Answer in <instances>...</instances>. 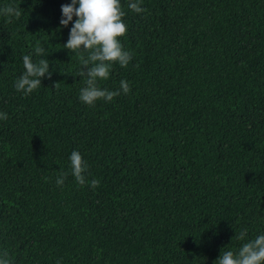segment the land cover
<instances>
[{"label": "trees", "instance_id": "1", "mask_svg": "<svg viewBox=\"0 0 264 264\" xmlns=\"http://www.w3.org/2000/svg\"><path fill=\"white\" fill-rule=\"evenodd\" d=\"M129 2L118 39L133 58L98 83L131 91L89 106L87 53L63 48L71 0H0L21 11L0 15V253L14 264H214L264 234V0ZM24 55L53 70L27 96Z\"/></svg>", "mask_w": 264, "mask_h": 264}, {"label": "clouds", "instance_id": "2", "mask_svg": "<svg viewBox=\"0 0 264 264\" xmlns=\"http://www.w3.org/2000/svg\"><path fill=\"white\" fill-rule=\"evenodd\" d=\"M142 2L143 0H130L128 7L136 13H142L146 11L141 7ZM61 12L60 25L67 27L70 22L72 23L69 38L63 44V48L78 54L87 53V56H79L81 69L78 75L86 77V86L80 89L79 99L89 106H94L98 100L111 102L121 92L128 94L131 87L127 80H121L120 88L115 91L101 88L98 83L109 79L113 64L118 63L126 68L133 58L118 39L125 36L127 30V25L122 19L126 13L120 0H71V3L61 5ZM0 15L7 18V23H11L13 18L18 20L21 17V11L19 7L6 5L0 8ZM34 53L44 57L46 49L38 44L34 48ZM49 65L47 58H40L36 62L31 55H24V71L15 82L16 91L27 96L39 89L42 85L41 78L47 75L50 79L52 76L53 70ZM7 118V113L0 112V120ZM69 160L72 176L80 186H84L87 183L85 176L88 170L87 161L77 150L71 152ZM67 175L68 173L61 172L56 180L58 186H63ZM90 183L95 189L100 181L92 179ZM246 236L247 229H243L236 235V239L244 241ZM0 264H14L7 250L0 253ZM57 264H60V261H57ZM214 264H264V234L247 240L237 251L228 250L220 253Z\"/></svg>", "mask_w": 264, "mask_h": 264}]
</instances>
